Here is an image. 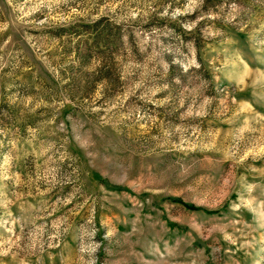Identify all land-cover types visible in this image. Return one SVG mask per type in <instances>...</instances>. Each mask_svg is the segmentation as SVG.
<instances>
[{"label":"rangeland","instance_id":"374dc122","mask_svg":"<svg viewBox=\"0 0 264 264\" xmlns=\"http://www.w3.org/2000/svg\"><path fill=\"white\" fill-rule=\"evenodd\" d=\"M0 264H264V0H0Z\"/></svg>","mask_w":264,"mask_h":264},{"label":"trees","instance_id":"16d2710c","mask_svg":"<svg viewBox=\"0 0 264 264\" xmlns=\"http://www.w3.org/2000/svg\"><path fill=\"white\" fill-rule=\"evenodd\" d=\"M96 33L98 34L99 37H102L103 36L102 35L103 34L102 31H99V32H96Z\"/></svg>","mask_w":264,"mask_h":264}]
</instances>
